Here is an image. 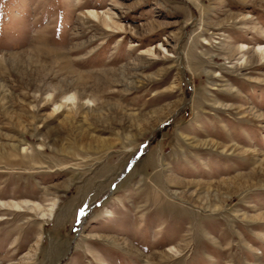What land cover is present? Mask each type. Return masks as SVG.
I'll list each match as a JSON object with an SVG mask.
<instances>
[{
	"label": "rangeland",
	"instance_id": "374dc122",
	"mask_svg": "<svg viewBox=\"0 0 264 264\" xmlns=\"http://www.w3.org/2000/svg\"><path fill=\"white\" fill-rule=\"evenodd\" d=\"M0 264H264V0H0Z\"/></svg>",
	"mask_w": 264,
	"mask_h": 264
},
{
	"label": "bare ground",
	"instance_id": "6f19581e",
	"mask_svg": "<svg viewBox=\"0 0 264 264\" xmlns=\"http://www.w3.org/2000/svg\"><path fill=\"white\" fill-rule=\"evenodd\" d=\"M94 16H96V15H94Z\"/></svg>",
	"mask_w": 264,
	"mask_h": 264
}]
</instances>
